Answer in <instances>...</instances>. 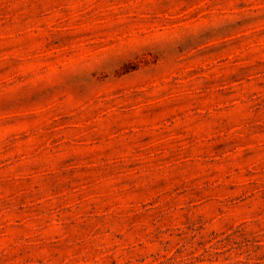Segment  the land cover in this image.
<instances>
[{
  "label": "rangeland",
  "instance_id": "1",
  "mask_svg": "<svg viewBox=\"0 0 264 264\" xmlns=\"http://www.w3.org/2000/svg\"><path fill=\"white\" fill-rule=\"evenodd\" d=\"M0 264H264V0H0Z\"/></svg>",
  "mask_w": 264,
  "mask_h": 264
}]
</instances>
